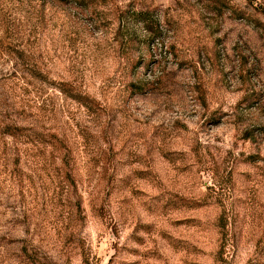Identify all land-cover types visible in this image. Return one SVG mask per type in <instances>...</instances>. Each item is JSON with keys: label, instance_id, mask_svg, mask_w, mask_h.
<instances>
[{"label": "rangeland", "instance_id": "rangeland-1", "mask_svg": "<svg viewBox=\"0 0 264 264\" xmlns=\"http://www.w3.org/2000/svg\"><path fill=\"white\" fill-rule=\"evenodd\" d=\"M0 264H264V0H0Z\"/></svg>", "mask_w": 264, "mask_h": 264}]
</instances>
